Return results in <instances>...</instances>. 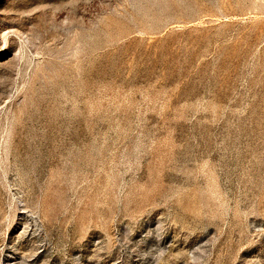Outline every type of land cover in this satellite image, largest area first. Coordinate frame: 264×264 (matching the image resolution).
<instances>
[{
	"label": "rangeland",
	"instance_id": "obj_1",
	"mask_svg": "<svg viewBox=\"0 0 264 264\" xmlns=\"http://www.w3.org/2000/svg\"><path fill=\"white\" fill-rule=\"evenodd\" d=\"M0 264H264V0H0Z\"/></svg>",
	"mask_w": 264,
	"mask_h": 264
}]
</instances>
